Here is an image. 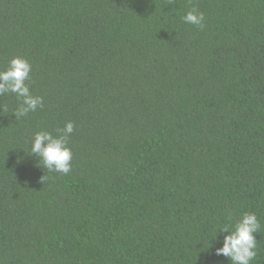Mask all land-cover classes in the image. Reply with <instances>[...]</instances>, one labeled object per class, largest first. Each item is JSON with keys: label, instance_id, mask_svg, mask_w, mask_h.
Listing matches in <instances>:
<instances>
[{"label": "trees", "instance_id": "16d2710c", "mask_svg": "<svg viewBox=\"0 0 264 264\" xmlns=\"http://www.w3.org/2000/svg\"><path fill=\"white\" fill-rule=\"evenodd\" d=\"M14 57L43 107L0 96V264H232L247 212L264 264V0H0ZM67 122L65 175L30 146Z\"/></svg>", "mask_w": 264, "mask_h": 264}, {"label": "clouds", "instance_id": "9594fccd", "mask_svg": "<svg viewBox=\"0 0 264 264\" xmlns=\"http://www.w3.org/2000/svg\"><path fill=\"white\" fill-rule=\"evenodd\" d=\"M185 23L203 27L204 15L194 10L183 17ZM31 65L22 57H14L8 66L0 70V96L7 93L16 95L19 104L13 111L15 119L34 112L38 107H43L42 97L34 96L30 92L28 83ZM74 131L72 122H67L62 129H57V135L48 131L36 132L33 136L30 152L42 161L43 168L50 172L67 175L71 171L72 152L67 146L68 137ZM224 224L218 230L223 235L219 242L221 246L215 248L214 254L228 258L232 264H251L257 256V240L255 234L261 228L260 221L255 212H247L231 226ZM217 230V231H218ZM217 238V232L214 239ZM210 247V245H209Z\"/></svg>", "mask_w": 264, "mask_h": 264}]
</instances>
